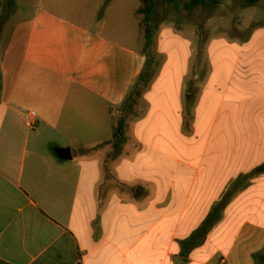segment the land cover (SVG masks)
Segmentation results:
<instances>
[{
	"label": "crops",
	"instance_id": "0c3cea01",
	"mask_svg": "<svg viewBox=\"0 0 264 264\" xmlns=\"http://www.w3.org/2000/svg\"><path fill=\"white\" fill-rule=\"evenodd\" d=\"M94 1L89 13L0 0V264H254L264 250V143L254 118L246 139L247 76L237 74L246 44L197 41L196 22L177 30L155 5L158 68L114 154L119 107L149 50L140 28L137 48L119 34L121 0ZM137 8L129 18L139 27Z\"/></svg>",
	"mask_w": 264,
	"mask_h": 264
},
{
	"label": "rangeland",
	"instance_id": "374dc122",
	"mask_svg": "<svg viewBox=\"0 0 264 264\" xmlns=\"http://www.w3.org/2000/svg\"><path fill=\"white\" fill-rule=\"evenodd\" d=\"M59 1H63L66 7H74L76 9L85 8L89 13H93L96 7L94 0H90L86 4H82L83 0ZM189 1L190 0H157L156 9L159 17L168 16L170 21L177 24V26H174L177 30L189 29L190 27H194L195 29V26H178V23H180L179 21H181V24L196 22L198 24V26H196L197 41L209 40L210 37H225L231 41L246 44L245 51L248 53L246 57L243 55L241 56L243 60L239 62L237 70V74L245 71L247 76L244 85L246 96L245 122L246 133L249 134H247L246 139L249 143L254 138H247L249 136H254L250 133L252 130L250 129V119L254 118L256 123L255 129H257L255 139L256 141L258 140L264 143V0H261L253 7L247 8L242 7L241 3L224 0L215 7L194 6L187 9L185 6ZM119 4V7H123V10L119 17L121 26H117L118 32L119 34L129 36L130 44L137 48L140 45L137 39L139 28L142 33L143 30L140 26H137L136 22L130 20L129 11L138 7V0H121ZM209 20V26H207ZM16 41L18 42L16 43L17 49H19L22 41L21 32H19V36L16 37ZM163 45L167 53L166 56H169L170 50L172 49V40L168 35H164ZM219 51L217 46H213L211 50L212 57H218L220 55ZM150 53L151 49H149L148 54L149 62L147 70L153 72L158 66L155 64L156 57H153ZM234 57L235 54L233 49L226 50V64L223 66L225 69L230 67L228 59H230L231 63ZM137 89L142 92L144 86L138 85ZM257 95H262V100L253 98V96ZM248 107H251L250 111L252 112H249L247 109ZM140 109L141 104L139 102L138 106L133 108V111L136 110L139 112ZM133 111L128 116V120L135 119L136 115ZM260 130H262V133H259ZM249 148H252V146H249ZM261 168L264 167L261 166ZM261 174H264V170H261Z\"/></svg>",
	"mask_w": 264,
	"mask_h": 264
},
{
	"label": "trees",
	"instance_id": "16d2710c",
	"mask_svg": "<svg viewBox=\"0 0 264 264\" xmlns=\"http://www.w3.org/2000/svg\"><path fill=\"white\" fill-rule=\"evenodd\" d=\"M157 0H139V6L135 11V18L140 24V27L143 30V48L142 51L146 52L150 49L152 35L154 32V26L152 24V14L156 5ZM224 0H190L189 3L185 6V8H192L194 6H203V7H215L220 4ZM232 2L241 3V6L244 8L253 7L261 0H230ZM3 25V24H2ZM2 27L0 26V32L2 31ZM149 62V58H147V64ZM148 67V66H147ZM153 72L148 71L147 69L143 70V72L139 75L135 83L133 84L131 90L127 93L125 98L123 99L119 112L120 116L116 121V126L113 129L111 136V146L114 154H118L121 152L125 132H126V120L128 116L132 113L134 106L136 105V100L140 97L141 92L137 89V86L140 84L147 83V79L151 76ZM214 214V223L216 224L219 221L220 214ZM210 224L206 226V221L202 223L200 228L198 229L199 238L205 237L207 230H209ZM202 239V238H201ZM201 243V242H200ZM189 244V242L187 243ZM254 264H264V250L255 253L252 255Z\"/></svg>",
	"mask_w": 264,
	"mask_h": 264
},
{
	"label": "water",
	"instance_id": "95a60500",
	"mask_svg": "<svg viewBox=\"0 0 264 264\" xmlns=\"http://www.w3.org/2000/svg\"><path fill=\"white\" fill-rule=\"evenodd\" d=\"M55 154L58 158L62 160H69L71 159V154L68 149H56ZM261 170H264V168H261Z\"/></svg>",
	"mask_w": 264,
	"mask_h": 264
},
{
	"label": "built area",
	"instance_id": "2783aa9c",
	"mask_svg": "<svg viewBox=\"0 0 264 264\" xmlns=\"http://www.w3.org/2000/svg\"><path fill=\"white\" fill-rule=\"evenodd\" d=\"M34 118H35V114L34 113H30L29 114V117H28V124H29V126H32L33 125Z\"/></svg>",
	"mask_w": 264,
	"mask_h": 264
}]
</instances>
